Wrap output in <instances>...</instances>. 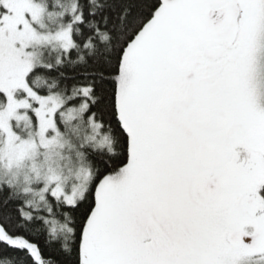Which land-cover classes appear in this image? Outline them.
Returning a JSON list of instances; mask_svg holds the SVG:
<instances>
[{
    "label": "snow or ice",
    "instance_id": "1",
    "mask_svg": "<svg viewBox=\"0 0 264 264\" xmlns=\"http://www.w3.org/2000/svg\"><path fill=\"white\" fill-rule=\"evenodd\" d=\"M0 264H264V0H0Z\"/></svg>",
    "mask_w": 264,
    "mask_h": 264
}]
</instances>
